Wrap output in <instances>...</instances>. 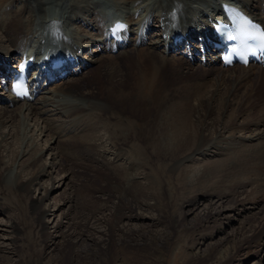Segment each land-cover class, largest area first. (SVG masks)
Listing matches in <instances>:
<instances>
[{"label": "bare ground", "instance_id": "6f19581e", "mask_svg": "<svg viewBox=\"0 0 264 264\" xmlns=\"http://www.w3.org/2000/svg\"><path fill=\"white\" fill-rule=\"evenodd\" d=\"M222 1L0 0V62L25 56L35 60L34 74L44 76L54 61L49 57L57 56L64 61L61 73L67 72L44 90L56 100L53 107L64 109V121L55 125L44 108L20 106L0 90V140L18 142L34 119L38 132L52 137L49 150L59 151L52 160L43 156L45 147L26 154V142L23 181L14 162H2L0 145L1 192L24 218L0 221V264H61L66 254L70 264H96L104 252H110L104 263L115 264L127 251L137 261L152 240L171 241L178 250L212 224L249 210L254 221L241 227L235 252L264 234V71L222 69L216 62L204 35L221 15ZM228 1L263 20L264 0ZM109 8L120 14L116 20L130 46L110 41ZM102 130L117 150L113 159L106 158L108 150L98 151ZM213 147L217 159L201 163ZM46 156L48 163L41 164ZM125 157L128 165L120 163ZM58 168L65 180L73 168L84 178H99V184L77 185L83 198L77 193L54 205L63 219L67 208L76 213L79 207L64 228L63 222L51 226L45 204L56 181L30 198ZM199 197L204 204L194 207ZM83 201L90 204L83 207ZM194 214L198 224L189 220ZM151 229L157 236L146 234ZM228 252L218 264L232 257Z\"/></svg>", "mask_w": 264, "mask_h": 264}, {"label": "rangeland", "instance_id": "374dc122", "mask_svg": "<svg viewBox=\"0 0 264 264\" xmlns=\"http://www.w3.org/2000/svg\"><path fill=\"white\" fill-rule=\"evenodd\" d=\"M127 63H128L127 65H129L130 60H128ZM94 80H92V82ZM46 105L47 103H45L43 97H41V100H39V102L35 104L34 106L40 107L39 110L44 108L43 115L44 114L47 116L49 115L47 118L48 120H50L49 122L52 123L53 125L64 121L62 115H60L62 114L60 109L55 111L54 109L55 107H52L50 111L48 109H50L51 106L49 105L47 107ZM86 114H88L87 111L84 112V115ZM41 115H42V111H41ZM26 119L28 120L27 116H26ZM42 119L46 121V123L48 124L46 118L42 117ZM33 120L34 119H29V125L27 128V131L25 132L26 134L25 133L21 134L20 140L18 142L15 141V143H13L14 140L8 136L4 140H0V143H1L0 145H2L1 147L2 162L9 163V164L14 162V170L21 173L22 175L21 179L23 181H26L27 177L25 176L26 174H24L22 170L28 163L29 156H26V154H29V151L31 149H32L31 151V154H32L33 152L42 150L41 148L45 147L46 149L45 148L43 149V151L45 150L43 152V156L46 153L49 156V158H51V160L53 159V156H55L56 153L59 152V151L55 152L51 150V149L53 150L55 149L54 146H52L49 150V146H51L49 144V140H51L52 137L50 138L48 133L41 134V132H38L40 130L38 126V122L37 120L36 121H33ZM45 127L47 128V127H53V126L48 125ZM9 129L10 128L4 129L6 135L9 134ZM57 129H61V128H57ZM44 131H46V129ZM39 135L45 138V143H44L43 138H39ZM99 136L103 139V140L102 139L100 140L103 146L98 151L101 152L103 148L108 150L109 153L106 154V158L108 160L113 159L115 157L114 153L117 150L114 149L112 144L108 142L107 138L105 137L104 130H102L99 133ZM26 142L29 143L27 150L25 149ZM24 149L26 150V154H25ZM22 153L25 155L23 156ZM18 154L20 158L17 157ZM48 156L42 159L41 164H45L46 162L48 163L47 161ZM215 156H216V148L213 147L205 151L202 157H199V159H200V162L201 160L205 162V160L209 161V160L214 159ZM126 158L127 157H125V159H123L120 163L128 165L130 162L129 160H127L128 158L127 159ZM65 167L67 168V166ZM0 169H2V165L0 166ZM54 171L56 172L53 173L50 177H45L43 179V181L40 183V186L38 188H35L34 190H32V192L30 193V198L36 199L40 193L45 194L44 190H46V187L53 184V181L54 182L56 181V183H54V187H55L54 192H51L52 195L49 196V198L45 201V204L47 208L49 209L48 214L50 215L49 216L50 222H52L51 226H55L59 224L60 222H63L64 223L63 228H64L67 226V223L70 221V219L74 217L75 214L78 212L79 207L77 206V203H76L75 206H76L77 212L74 213L72 209L70 210L69 208H67L69 207V205H67L66 206L67 208L66 218L63 219V216L61 215V210H59L56 213L57 208H55L54 205H62L65 201L67 202L70 201L71 198L76 197L77 193L79 197H82L80 188L77 187V185L79 183H83L84 185H88V186L92 185L93 183L99 184V178L93 181L90 179L84 178L76 172V169L73 168L72 170H69L70 171L69 174H71L70 177L67 180H65L66 173L62 172L61 168H58ZM69 179H71V182L68 183ZM63 181H66V182L62 184ZM9 187L12 190L14 189L13 181L11 182ZM1 190L3 193L6 192L5 189L3 188V183L2 185L0 184V205H3V207L6 209V213L5 215H0V221H4L5 223H10V224L14 222L19 223V221H24V218L21 216L20 211L14 209L15 205L14 204L10 205L7 202V198H6L7 204H5V196H4L5 194L3 195ZM84 191L86 192V190ZM86 202H88V205L90 204L89 201H86ZM84 204L86 203L83 201L82 206L83 207L88 206L87 204L86 206H84ZM200 204L203 205L204 203L202 199L199 197L194 207ZM228 206L229 204L225 203L223 205V208H228ZM254 212L255 211L249 210L248 213L242 214L239 217L235 216V215L240 214L238 212L237 214H233L232 218L222 219L218 221L216 225L212 224L210 228L203 230L201 237L196 236V239L193 242L190 241L187 244H183L178 250L175 248V246L171 244V241H167L166 243V241L160 240L156 244L155 241L152 240V242H150L149 245L147 246L148 248H146L148 249L147 252H141V253L138 252L144 257H138L136 261L130 256V251L120 252L115 259L116 263L115 262L114 263L115 264H218L217 262L221 259V255L223 256V254L227 252L228 250L229 251L228 253L230 254V256L232 255V257L225 259L222 262V264H254V263L264 264V234L260 236L256 242L252 243L251 246L246 251L235 252L234 250L235 243L237 242V239L240 238L239 233H240L241 227L246 225V223L248 222L247 220L250 221L254 218V215L251 214ZM55 213L56 215H54ZM189 220L194 221L195 224H198L200 221V218L197 217L196 214H194L189 218ZM1 230H4V229L1 228ZM151 230L152 231L150 233H146V234H148L149 236H152V238L153 236H157L156 232L153 229ZM0 234H4V233L0 231ZM227 239H230V240L227 241ZM197 251H199V254L197 253ZM69 252H70V249H67V253ZM109 254L110 252L109 253L104 252L102 259L106 260L107 258H109ZM212 259L213 261H211ZM68 260H69V254H66V259L61 264H66V263L70 264ZM96 261H97L96 264L97 263L105 264L104 261L103 262H101L100 260L99 261L96 260ZM88 263L93 264L92 261L91 262L88 261Z\"/></svg>", "mask_w": 264, "mask_h": 264}]
</instances>
